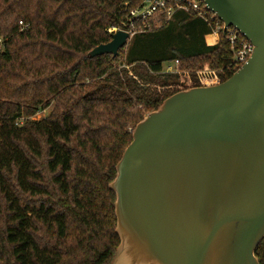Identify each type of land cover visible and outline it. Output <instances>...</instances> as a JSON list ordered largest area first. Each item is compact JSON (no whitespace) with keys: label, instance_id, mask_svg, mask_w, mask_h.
<instances>
[{"label":"trees","instance_id":"16d2710c","mask_svg":"<svg viewBox=\"0 0 264 264\" xmlns=\"http://www.w3.org/2000/svg\"><path fill=\"white\" fill-rule=\"evenodd\" d=\"M142 1L0 0V264H108L109 184L132 129L173 93L214 84L200 69L232 75L224 34L183 12L89 57ZM255 255L264 264V238Z\"/></svg>","mask_w":264,"mask_h":264},{"label":"water","instance_id":"95a60500","mask_svg":"<svg viewBox=\"0 0 264 264\" xmlns=\"http://www.w3.org/2000/svg\"><path fill=\"white\" fill-rule=\"evenodd\" d=\"M252 53L226 80L165 98L115 166L112 264H259L264 238V0H202ZM116 30L89 57L116 56Z\"/></svg>","mask_w":264,"mask_h":264},{"label":"built area","instance_id":"2783aa9c","mask_svg":"<svg viewBox=\"0 0 264 264\" xmlns=\"http://www.w3.org/2000/svg\"><path fill=\"white\" fill-rule=\"evenodd\" d=\"M178 12L194 16L209 24L212 34L218 36L222 32L232 51V62L229 68L235 72L247 61L252 53L251 43L245 39L234 27H225L214 13L210 12L202 0H143L142 3L131 9L123 22L122 27L108 29L111 34L116 30H123L129 34L128 40L137 33L150 31L163 23L170 21ZM23 25L22 21H19ZM206 73L209 77L206 82L217 83L219 81L217 71L202 70L198 74ZM201 80V81H204Z\"/></svg>","mask_w":264,"mask_h":264},{"label":"rangeland","instance_id":"374dc122","mask_svg":"<svg viewBox=\"0 0 264 264\" xmlns=\"http://www.w3.org/2000/svg\"><path fill=\"white\" fill-rule=\"evenodd\" d=\"M174 69H175V65L174 64L166 65V67H165V70H167V71H173ZM200 70L208 71L209 69H205L204 68V69H200ZM51 108H52V106H49L46 109L40 110L36 114H34L33 116H30L29 119L35 120V119H40L42 117H45V116L48 115V113L50 112ZM20 123H22V121H20ZM113 256H114V254H113ZM113 256H112V258H111V260H110V262L108 264H112Z\"/></svg>","mask_w":264,"mask_h":264}]
</instances>
